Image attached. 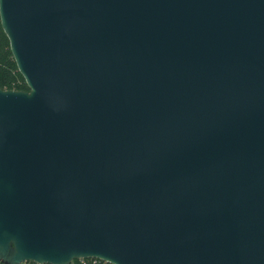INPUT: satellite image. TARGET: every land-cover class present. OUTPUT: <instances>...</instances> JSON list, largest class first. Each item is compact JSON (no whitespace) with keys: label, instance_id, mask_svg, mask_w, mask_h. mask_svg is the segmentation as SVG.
<instances>
[{"label":"water","instance_id":"obj_1","mask_svg":"<svg viewBox=\"0 0 264 264\" xmlns=\"http://www.w3.org/2000/svg\"><path fill=\"white\" fill-rule=\"evenodd\" d=\"M0 262L264 264V0H0Z\"/></svg>","mask_w":264,"mask_h":264},{"label":"trees","instance_id":"obj_2","mask_svg":"<svg viewBox=\"0 0 264 264\" xmlns=\"http://www.w3.org/2000/svg\"><path fill=\"white\" fill-rule=\"evenodd\" d=\"M7 40L2 28H0V87L10 90H28L23 77L15 66V61L10 53L9 41ZM78 262V260H74L70 264H79ZM29 264H33V262H29Z\"/></svg>","mask_w":264,"mask_h":264},{"label":"built area","instance_id":"obj_3","mask_svg":"<svg viewBox=\"0 0 264 264\" xmlns=\"http://www.w3.org/2000/svg\"><path fill=\"white\" fill-rule=\"evenodd\" d=\"M78 263L79 264H111L107 261H103L101 259H96V258H88V259H78ZM0 264H3L2 262H0ZM21 264H29V262H24V263H21ZM33 264H36L33 262Z\"/></svg>","mask_w":264,"mask_h":264}]
</instances>
